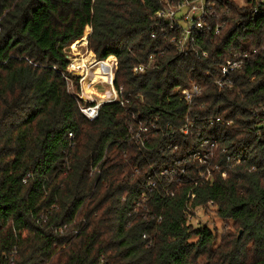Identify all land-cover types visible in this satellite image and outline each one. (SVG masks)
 Here are the masks:
<instances>
[{"label": "trees", "instance_id": "1", "mask_svg": "<svg viewBox=\"0 0 264 264\" xmlns=\"http://www.w3.org/2000/svg\"><path fill=\"white\" fill-rule=\"evenodd\" d=\"M166 1L185 0H0V264H264V16L218 2L210 30L222 31L194 34L180 53L151 36ZM86 27L88 50L117 58L127 101L104 104L94 121L65 78L79 92L66 48ZM253 48L231 88L214 83L227 58ZM139 65L149 67L135 75ZM193 84L201 94L189 107L181 95ZM130 126L149 130L136 142ZM203 140L218 142L210 164L222 166L209 180L186 162ZM171 169L195 178L171 187ZM209 203L233 230L192 224Z\"/></svg>", "mask_w": 264, "mask_h": 264}, {"label": "built area", "instance_id": "2", "mask_svg": "<svg viewBox=\"0 0 264 264\" xmlns=\"http://www.w3.org/2000/svg\"><path fill=\"white\" fill-rule=\"evenodd\" d=\"M224 0H185L178 4L171 3L169 1H166V5L163 9H160L155 14V23L153 24V31L151 33L152 37H156L159 33L165 35L166 38H169L172 43H175L177 46V49L180 53H186L190 50V43L193 39L194 34L202 35L210 30V20L213 16L216 17L217 15V5L218 2H223ZM234 1V0H233ZM240 1V4L242 6H247L249 8L250 13V19L256 20L258 17L264 16V0H238ZM223 4L222 7L226 13L229 12V7L226 6V4ZM225 26V23H220L216 25L213 28V35H217L222 31V28ZM177 30H179L178 35H172ZM167 31L171 33V37H169ZM194 42V41H193ZM198 44L195 45V54L200 55L203 57H206L208 55V52L204 49L201 51L196 49ZM199 47V46H198ZM264 49V46H263ZM258 48H253V50H241L234 52L233 55L225 60V62L222 64L219 77L214 81V83L221 87V88H231L232 84L230 82V76L243 69L245 65L249 62V59L258 53ZM70 62L67 67V71L70 74L77 75L80 77L79 82H84L85 79V73L87 72L84 68H91L93 69L95 66L101 65L103 67V70H105L110 75V79L106 82L103 81H96L94 83H100L106 88L102 91L104 98L100 99H94L91 102H86L80 105V111L84 114V116L90 120L94 121L99 117V112L101 107L106 103H114V102H120L121 104H124L127 101L121 100L120 98V91L122 90V87L116 88L115 86V77H116V70H117V58L116 62L113 65H107L106 61L108 58L101 60L97 59L95 56H93L94 61L89 64L88 66H82L74 67L72 59L75 58L72 56H68ZM153 62V57H150L149 64ZM149 66L146 65H139L134 67L133 71L134 74H143L145 70ZM84 70L85 73H81V71ZM65 78L72 82L70 78L65 76ZM109 86V88H108ZM75 94L80 98L83 99L80 92H75ZM201 94V88L199 85L193 84L190 87H187L182 90L181 98L187 103L189 107H191L194 104V101L196 97H198ZM102 95V96H103ZM198 118V117H197ZM220 118L211 119L210 123H216L220 122ZM194 121L191 120L189 117L186 120V128H182V131L184 133L188 134L190 131V128L193 127ZM259 126L261 128H257V135L259 137V140H264V119L260 120L258 122ZM130 135L131 138H134L136 142L142 141V133L147 132L149 130L148 127L144 126L138 129V131L134 132V127L130 126ZM201 149H198L195 152H190L188 154V157L186 159L187 163H192L193 161H201L204 162V164L210 165V155H215L216 147H218V142L216 140H203L200 143ZM175 149L177 150L178 147L174 145ZM215 147V148H214ZM172 149V148H170ZM222 152H225V149L222 150ZM216 158V157H215ZM214 158V159H215ZM213 159V160H214ZM227 161L230 162H237L240 163L241 159L237 158L235 155H228ZM216 167H220L219 164H215ZM214 165V166H215ZM207 172L205 176V180H209L212 178L211 169L206 166ZM174 170L171 169L169 171L164 170L162 172V175H165L167 178L172 179L169 174L173 175ZM226 171L222 172V176L226 177ZM151 187H154V184L151 185ZM171 194H173V191H169Z\"/></svg>", "mask_w": 264, "mask_h": 264}, {"label": "rangeland", "instance_id": "3", "mask_svg": "<svg viewBox=\"0 0 264 264\" xmlns=\"http://www.w3.org/2000/svg\"><path fill=\"white\" fill-rule=\"evenodd\" d=\"M90 32H91V28L86 27L85 32H84V36L80 40L72 43L71 45L68 46V48H66V52L68 54L67 56L75 57V59L82 58L85 56L87 57L89 54H92L93 56H95L94 53H92L87 48V39H88ZM114 62H116V61L114 60ZM114 62L111 64L112 65L115 64ZM80 66H84V65L81 64ZM81 73H82V71H81ZM83 73H85V71ZM95 79L96 78L94 75L89 74V77H87V79L84 82L79 83V85H80L79 92H80L81 96L83 97V99H81L83 101V103H86V102L89 103L94 99L104 98L105 95H103L102 91L106 88V86H104L100 83H94ZM79 80H80V77H79ZM68 84H69L68 85L69 86V92L72 94H75L73 82L68 81ZM108 88H109V86H108ZM173 149H174V151L176 150L174 146H173ZM189 152H191V151H189ZM216 156L217 155H210L209 156L211 158L210 161H212ZM192 162L193 163L189 164L190 167H191V165H197V164H195L196 163L195 160L193 161V159H192ZM180 164L181 163H179L178 165H180ZM198 164L202 165V168L199 171L195 172V176H197V178L198 177L205 178L206 173H208L206 167L204 169V165L211 169L210 171L212 174H213V171L219 172L220 168H222V166L217 168L216 165L215 166L211 165V164L207 165L201 161H199ZM182 166H184V163L181 164L180 167L182 168ZM213 168L215 170H212ZM181 170H180V172H178V171L173 172V175L169 174V176L171 178H173V181H166V182L169 185H171V187H173L172 186L173 183L174 184H180V185L183 184L185 181V176L187 177L189 182H191L190 180L192 178H195L191 171H190V173H187V169L184 172H181ZM226 176H227V174H226ZM174 178H176V179H174ZM170 180H172V179H170ZM192 211H193V215L190 217V219H191V222L194 226L206 224L211 229L216 230L217 233L219 234V237L221 236L222 232H224L226 230H233V221L220 217L218 215L217 207L215 204L209 203L207 206H204V207L200 206L197 208H193ZM240 232H241V230H239V233L237 231L238 235L240 234Z\"/></svg>", "mask_w": 264, "mask_h": 264}, {"label": "bare ground", "instance_id": "4", "mask_svg": "<svg viewBox=\"0 0 264 264\" xmlns=\"http://www.w3.org/2000/svg\"><path fill=\"white\" fill-rule=\"evenodd\" d=\"M73 58V57H72ZM73 58L72 61H73V66L74 67H79L81 68L82 66H80L81 64L82 65H89L91 64L94 59H93V55L92 54H89L87 57H82V58H77L75 59ZM110 60V61H109ZM114 60L116 61V59H112V58H108V60L106 61V64L107 65H112L111 63L114 62ZM75 61V62H74ZM76 63V64H75ZM115 63V62H114ZM87 72L85 73V79H87V77H89V74H92L95 76V82L96 81H103V82H106L107 80L110 79V75L109 73H107L105 70H103V67L101 65H98V66H95L93 69L91 68H84ZM84 72V70H82V73ZM91 72V73H90ZM84 74V73H83Z\"/></svg>", "mask_w": 264, "mask_h": 264}, {"label": "water", "instance_id": "5", "mask_svg": "<svg viewBox=\"0 0 264 264\" xmlns=\"http://www.w3.org/2000/svg\"><path fill=\"white\" fill-rule=\"evenodd\" d=\"M91 33V32H90ZM90 35V34H89ZM89 37V36H88ZM242 232V231H241ZM241 232H240V234H241Z\"/></svg>", "mask_w": 264, "mask_h": 264}]
</instances>
